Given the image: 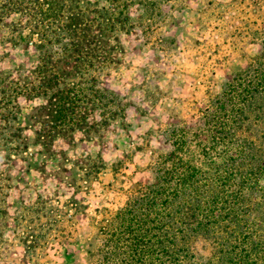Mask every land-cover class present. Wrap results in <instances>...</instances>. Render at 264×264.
<instances>
[{
    "label": "rangeland",
    "instance_id": "rangeland-1",
    "mask_svg": "<svg viewBox=\"0 0 264 264\" xmlns=\"http://www.w3.org/2000/svg\"><path fill=\"white\" fill-rule=\"evenodd\" d=\"M85 1L111 20L92 73L100 109L88 111V131L42 143L44 111L31 108L44 98L11 94L14 121L0 119V264H102L112 218L155 184L178 143L202 172L197 190L217 177L213 193L233 198L213 227L186 233L182 264H264V89L241 112L218 106L233 79L264 84V0ZM9 30L0 25V77L21 86L39 52L34 37L9 42ZM202 145H213L212 162Z\"/></svg>",
    "mask_w": 264,
    "mask_h": 264
},
{
    "label": "trees",
    "instance_id": "trees-1",
    "mask_svg": "<svg viewBox=\"0 0 264 264\" xmlns=\"http://www.w3.org/2000/svg\"><path fill=\"white\" fill-rule=\"evenodd\" d=\"M109 14L104 7L85 0H0V25L10 29L8 41L26 46L34 37L39 52L38 65L31 72L32 82L13 86L0 77V119L8 124L14 121L10 113L16 105L10 106V96L22 95L45 101L44 107L31 108L33 117L44 111L42 119L47 124L37 133V141L45 143L54 136L70 137L75 130L88 131V111L100 109L101 99L93 86L92 73L107 51L104 37L111 24ZM15 16L16 22H12ZM63 61L70 64L67 71L60 70ZM249 82L252 84L244 86L233 79L226 84L218 99L219 108L225 109L228 104L229 110L241 112L260 93L259 87L264 89V84ZM223 123L222 129L226 125ZM8 124L3 128L14 129ZM207 130L213 134L218 128L209 125ZM10 132L7 137L19 139L15 131ZM175 149L168 157L169 168L156 178L147 193L112 218L102 245V264H182L190 257L184 238L213 227L221 214L229 213L226 208L233 204L232 195L210 189L211 181H217V187L222 188V179H206L205 190H197L202 181L201 170L179 156L183 151L181 144H176ZM213 150V145H202L198 156L212 162L209 153ZM187 154L186 151L184 156ZM175 204L183 220L179 225L174 220Z\"/></svg>",
    "mask_w": 264,
    "mask_h": 264
}]
</instances>
